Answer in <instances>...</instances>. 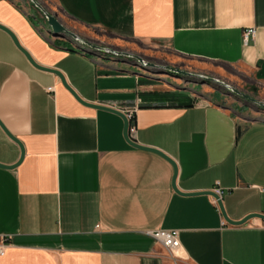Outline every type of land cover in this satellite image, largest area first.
<instances>
[{
  "label": "crops",
  "instance_id": "1",
  "mask_svg": "<svg viewBox=\"0 0 264 264\" xmlns=\"http://www.w3.org/2000/svg\"><path fill=\"white\" fill-rule=\"evenodd\" d=\"M41 1L74 36L43 30L28 0H0V25L59 73L0 29V165H15L0 167V264H264V220L228 224L213 196L194 194L218 183L230 221L264 215V108L195 79L264 100V0ZM82 102L133 109L130 139L164 157ZM156 231L178 233L175 255Z\"/></svg>",
  "mask_w": 264,
  "mask_h": 264
},
{
  "label": "built area",
  "instance_id": "2",
  "mask_svg": "<svg viewBox=\"0 0 264 264\" xmlns=\"http://www.w3.org/2000/svg\"><path fill=\"white\" fill-rule=\"evenodd\" d=\"M29 3L33 6V8L38 11L41 18L45 21L48 20L49 13L46 11L44 3L41 0H28ZM255 31L254 29H248L243 33V43L247 44L253 37H254ZM83 46L88 47L93 51V53H96L98 56L107 57L110 59H125V60H131L133 61L140 69H147L150 68V64L144 62L142 59L138 58L135 54L129 53L126 51H120L115 50L106 46H96V45H86ZM169 70L171 73H177L175 71ZM179 74V73H177ZM198 77L202 81H208L211 83H214L220 87H225L229 92L234 93L235 89L225 81H222L220 79L206 76V75H198L195 76ZM128 123V135L133 134L135 131L134 126L131 124L133 119V109H128L124 113ZM212 193L215 195L213 197V204L215 207L220 211L218 202L221 201L222 197V189L219 188L218 183H216V187L212 190ZM152 237L162 245V247L169 252L170 254L175 255V251H177L180 248V243L178 240V233L176 231H156L154 233H151ZM0 254H2V249H0Z\"/></svg>",
  "mask_w": 264,
  "mask_h": 264
},
{
  "label": "water",
  "instance_id": "3",
  "mask_svg": "<svg viewBox=\"0 0 264 264\" xmlns=\"http://www.w3.org/2000/svg\"><path fill=\"white\" fill-rule=\"evenodd\" d=\"M43 20V19H42ZM41 28L43 30H47V32L52 35V36H60L62 34H68L70 36H74L72 33H70L69 31H67V29L61 24V22L57 19V17L55 15H48V20L45 21L43 20V24H41ZM0 29L5 31L9 36L10 38L12 39L14 45L25 55V57L27 58V60L37 69L39 70H42V71H47V72H52V73H55L57 75H59V73L57 71H54L52 69H47V68H44V67H40L39 65L35 64L33 62V60L30 58V56L28 55V53L26 51H24L20 45L18 44L16 38L14 37V35L8 30L6 29L5 27L1 26L0 25ZM167 69H170L172 71H175L181 75H189L187 74L186 72L184 71H180V70H173L171 68H168ZM65 85V84H64ZM66 86V85H65ZM68 88V87H67ZM77 98V97H76ZM77 100H79L77 98ZM80 101V100H79ZM81 102V101H80ZM83 103V102H82ZM85 104V103H83ZM86 106H89V107H92L94 109H99V110H104V111H107V112H111V113H114L116 115H118L122 120H123V123H124V128H123V137L124 139L126 140V142L132 146V147H135V148H138V149H142V150H145V151H151V152H154V153H157L159 155H161L162 157H164L161 153H158L157 151L155 150H152V149H148V148H145V147H141L139 145H137L136 143H134L129 135H128V127H129V123L125 117V115L123 113H121L120 111H116V110H113V109H110V108H106V107H102V106H96V105H89V104H85ZM22 151V149H21ZM21 156H22V153H21ZM173 167H174V174H173V178H172V187L175 191L176 188H175V178H176V168L174 166V164L169 161ZM1 168H4V169H12L15 167V165L11 166V167H6V166H3V165H0ZM194 194H203V195H210V196H213L215 197V195L212 193V192H203V193H194ZM219 204V209L221 211V214L224 218V220L228 223V224H231V225H235V226H239V225H243L245 224L249 219L251 218H259L261 220H264V215H249L248 217L242 219L241 221H238V222H233V221H230L225 213H224V210L222 208V204H221V201L218 202Z\"/></svg>",
  "mask_w": 264,
  "mask_h": 264
},
{
  "label": "rangeland",
  "instance_id": "4",
  "mask_svg": "<svg viewBox=\"0 0 264 264\" xmlns=\"http://www.w3.org/2000/svg\"><path fill=\"white\" fill-rule=\"evenodd\" d=\"M45 6V5H44ZM46 9V8H45ZM49 15H52L49 13ZM53 16V15H52ZM135 54L138 58L142 59L144 62L150 64V69H153V70H158V71H167V65L163 64V63H159L157 62L155 59H151V58H148L146 55H144L145 53H143V51H140V50H137ZM158 58H161L162 60L164 61H169V60H176V58L174 57V55H172L169 51H166V52H162L158 55ZM181 68V67H179ZM179 68L177 67L176 69H173V70H179ZM148 69V68H147ZM142 70H146V69H142ZM182 70V69H181ZM174 75L176 76H180V74H177V73H173ZM190 78H193V77H190ZM196 80H199L198 77L195 78ZM202 81V80H201ZM204 82H208V81H204ZM232 86V85H231ZM189 88H192V87H189ZM219 88H222L224 91H227L229 92L225 87H219ZM234 88V87H233ZM235 89V88H234ZM231 93V92H230ZM234 95H237L238 97H240L241 99H244V100H247L248 102L252 103L254 105H256L257 107H261V108H264V105H262V102L264 104V100L262 99L261 103H257L256 101L254 100H249L248 97H254L252 93H249V92H245V91H239L237 89H235V92L233 93ZM217 95L220 97V93L217 92Z\"/></svg>",
  "mask_w": 264,
  "mask_h": 264
}]
</instances>
